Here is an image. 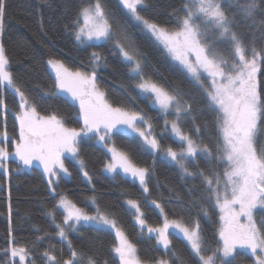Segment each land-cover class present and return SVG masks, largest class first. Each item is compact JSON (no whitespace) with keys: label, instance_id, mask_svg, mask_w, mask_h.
<instances>
[{"label":"snow or ice","instance_id":"6c2138e0","mask_svg":"<svg viewBox=\"0 0 264 264\" xmlns=\"http://www.w3.org/2000/svg\"><path fill=\"white\" fill-rule=\"evenodd\" d=\"M118 3L126 17L125 23L109 12L102 0H88L71 24L75 40L93 49L104 43L113 45L133 81L132 84L119 81V88L133 103L138 97L146 96L152 106L164 114L163 129L171 133L178 149L171 144H161L151 117L142 109L109 98L98 81L99 70L107 67V57L96 50L88 55L87 65L75 70L55 57L46 62L53 74L54 91H45L43 95L62 93L70 98L77 109L80 126H66L56 112L42 114L10 70L2 40L8 4L7 0H0V93L7 87L18 98L15 112L18 134L10 138L6 128L8 106L0 94V116L5 117L4 126L0 128V173L9 177L11 171L42 167L48 191L58 200L47 212L54 235L44 231L36 239L39 242L45 237H58L66 242L68 250L67 258L58 259L54 252L45 250L41 259L45 264H85V261L86 264H99L95 256L78 250L69 238L79 226L114 232L111 252L118 264H188L183 254L176 251L173 238L184 242L192 264H234L243 254L238 249L247 250L254 258L252 264H264V216L259 221L256 216L257 212L264 213V144L259 143L260 135L264 134V94L258 79L264 74V45L257 48L236 31L238 23H248L264 32V0H232L231 3L230 0H182L181 7L174 10L175 27L162 25L142 14L149 7V0H118ZM128 21L162 46L206 94L217 113L215 149L199 138L200 127L195 124V117H192L195 135L184 131L181 120L192 112V104L179 89L146 75L147 54L142 53L130 37ZM220 43L228 46V55L218 48ZM169 116L174 118L170 120ZM120 134H129L140 141L139 147L153 156V168L138 166L127 151L116 147L113 137ZM85 140H95L110 154L104 171L122 172L138 182L145 197L144 207L158 210L162 222L154 226L146 219L139 200L125 201V211L131 214L138 234L154 240V247L161 256L142 259L137 245L129 239L117 218L100 207L94 194L93 178L80 155V144ZM157 156L177 165L184 178H200L207 192L205 199L212 201L220 213L215 247L209 246L204 238L199 219L191 216L185 219L183 215L170 218L164 204L151 198L149 180ZM201 158L215 164L216 170L201 168ZM65 160L72 162L91 186L93 195L88 198V204L92 212L57 192L61 180L72 177ZM10 161L16 164L15 169H10ZM58 210L62 215L60 222L56 219ZM201 212L208 215L206 209L202 208ZM8 237L9 246L3 249V257L7 259L0 258V264H35L30 250L16 245L11 219ZM103 264L109 261L104 260Z\"/></svg>","mask_w":264,"mask_h":264},{"label":"trees","instance_id":"16d2710c","mask_svg":"<svg viewBox=\"0 0 264 264\" xmlns=\"http://www.w3.org/2000/svg\"><path fill=\"white\" fill-rule=\"evenodd\" d=\"M87 2L88 0H7L2 40L15 81L35 100L42 114L56 112L64 119L66 126L79 127L77 109L72 106L67 96L61 93L43 95L45 91L49 93L54 91L53 74L46 62L49 58L55 57L61 59L70 69L75 70L87 65L88 55L93 50L99 51L107 57V67L99 70L98 81L101 87L107 90L109 98L116 102H126L130 107L142 109L147 116L151 117L154 132L161 140V144L165 146L171 144L173 148L178 149L179 145L174 142L171 133L163 129L164 114L152 106L146 96L138 97L133 103L119 88V81H124L126 84H132L133 81L113 45L104 43L93 49L75 40L71 24L78 10ZM102 2L121 23H125L126 17L121 11L118 0H102ZM181 4L182 0H149V7L142 14L162 25L175 27L177 17L174 10L179 9ZM229 15L231 16L232 12H229ZM126 26L136 46L142 53L147 54L146 75L165 86L179 89L185 99L192 104V112L181 120L184 131L195 135L192 120V117H195V124L200 127L199 138L215 149L218 139L217 113L210 106L206 94L148 34L142 32L130 21ZM236 31L249 44L255 43L257 48L264 45V32L258 28H252L248 23H238ZM218 48L228 55V46L225 43L218 44ZM258 79L264 94V74H260ZM37 84L40 85L39 88L36 87ZM0 94L3 95L8 106L6 128L9 137L12 138L18 134V123L15 121L18 98L7 87ZM135 94L136 92L133 91V95ZM173 118L168 117L170 120ZM4 123L5 117L0 116V128L4 126ZM113 140L116 147L127 151L138 166L153 168V156L139 147V140L129 134L116 135ZM259 143L264 144V134L260 135ZM80 155L93 178L94 194L100 207L117 218L129 239L137 245L139 256L142 259L161 256L162 253L154 247V240H149L146 236L141 237L131 214L125 211V201L130 198L137 199L141 202L145 217L150 224L155 226L162 222L158 210L144 207L145 197L138 182H133L131 178L121 173L113 175L106 173L104 165L109 161L110 156L106 149L95 140L82 141ZM65 165L72 172V177L62 179L57 192L67 195L79 207L92 212L93 209L88 204V198L93 195L91 186L84 181L82 174L72 162L65 160ZM199 166L206 171L217 168L215 164L206 163L205 158L199 160ZM189 167L191 168V165ZM15 168L16 164L10 161V169ZM219 170L222 171V167ZM149 188L151 198L164 204L170 218L183 215L185 219L189 216L199 219L204 238L209 246H216L220 213L219 209L213 206L212 201L205 199L207 192L199 177L184 178L177 165L157 156L153 175L149 180ZM57 200L58 197L54 199L48 191L43 171L36 166H33L31 170L11 171L9 177L0 173V258L7 259L3 257V249L9 246V219H11L16 245L27 247L35 264H45L41 259L45 250L54 252L58 259L67 258L66 242L60 241L58 237L51 239L45 237L39 242L36 239L38 235H43L44 231L52 232L54 235L55 229L50 226L47 212ZM9 205L11 217H9ZM202 208L207 210V216L202 214ZM256 216L259 221L264 213L257 212ZM56 219L57 222L62 220L60 210L57 211ZM37 228L40 232L36 231ZM69 238L78 250L95 256L99 264H103L104 260H108L109 264H118V260L111 252L115 243L114 232L78 226V230L71 232ZM173 245L177 252L183 254L188 264H192V257L184 242L173 238ZM238 251L243 254L236 258L234 264H252L254 258L248 254L247 250L238 249Z\"/></svg>","mask_w":264,"mask_h":264},{"label":"rangeland","instance_id":"374dc122","mask_svg":"<svg viewBox=\"0 0 264 264\" xmlns=\"http://www.w3.org/2000/svg\"><path fill=\"white\" fill-rule=\"evenodd\" d=\"M50 69V68H49ZM73 70V69H72ZM51 71V70H50ZM52 73V72H51ZM205 76H206V74H205ZM62 94V93H61ZM63 95H65V94H63ZM66 96V95H65ZM70 99V98H69ZM119 149V148H118ZM107 151V150H106ZM109 154V153H108ZM109 156H110V154H109ZM108 162H110V159H109V161ZM10 166V165H9ZM36 167H38V168H40L42 171H43V169H42V167H39V166H36ZM32 168V167H31ZM31 168H24L23 170H31ZM106 172V171H105ZM107 173V172H106ZM108 174H111V175H113V173H108ZM121 174L122 175H124L122 172H121ZM130 178V177H129ZM74 202V201H73ZM115 234V233H114Z\"/></svg>","mask_w":264,"mask_h":264}]
</instances>
